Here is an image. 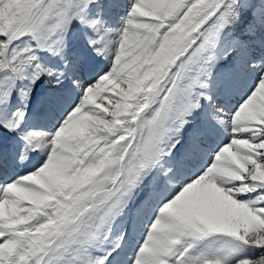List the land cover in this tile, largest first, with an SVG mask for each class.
<instances>
[{
	"label": "snow or ice",
	"instance_id": "6c2138e0",
	"mask_svg": "<svg viewBox=\"0 0 264 264\" xmlns=\"http://www.w3.org/2000/svg\"><path fill=\"white\" fill-rule=\"evenodd\" d=\"M0 264H264V0H0Z\"/></svg>",
	"mask_w": 264,
	"mask_h": 264
}]
</instances>
